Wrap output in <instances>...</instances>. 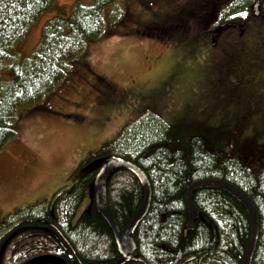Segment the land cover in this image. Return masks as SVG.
Wrapping results in <instances>:
<instances>
[{"label":"trees","instance_id":"obj_1","mask_svg":"<svg viewBox=\"0 0 264 264\" xmlns=\"http://www.w3.org/2000/svg\"><path fill=\"white\" fill-rule=\"evenodd\" d=\"M120 1H75L68 16L56 15L45 21L37 48L20 59L17 44L55 0H0V150L17 133L16 121L22 112L54 113L47 104L49 95L63 82L69 86L72 78L81 79V70L91 72L88 42L132 31L178 42L185 41V32L190 33L192 28L200 29L194 34L197 37L206 33L212 38L216 32L209 25L219 3L214 0H189L184 9L164 16L160 22L153 20L138 31L125 29L127 21L132 23L129 6L133 1ZM255 5L261 17L244 3L231 8L227 15H218V19L225 16L223 28L237 25L244 37L260 35L264 29L250 24L264 20V0H256ZM261 25L264 28V21ZM197 37L191 35V40L198 41ZM92 75L93 87L108 89L103 77ZM158 136L132 156L122 155L145 172L151 186L148 212L131 233L134 256L127 258L119 251L110 225L96 211L93 201L89 211L72 219L84 192L92 186L100 162L106 157H119L113 153L115 138L88 154L78 168L93 160L96 165L80 176H76L78 168L73 171L68 176L70 187L55 192L41 214L35 215L29 207L25 212L18 211L21 213L15 221L0 224V264H21L40 255H57L67 264H241L249 219L235 197L209 186L194 188L191 200L199 216L191 228L186 225L187 186L202 179L229 182L251 197L259 217L251 264H264V161L233 151L227 154L228 146L216 149L193 133L174 135V139L165 132ZM142 192L139 179L128 169L116 167L110 171L107 201L121 231L138 211ZM32 264L58 263L39 260Z\"/></svg>","mask_w":264,"mask_h":264},{"label":"rangeland","instance_id":"obj_2","mask_svg":"<svg viewBox=\"0 0 264 264\" xmlns=\"http://www.w3.org/2000/svg\"><path fill=\"white\" fill-rule=\"evenodd\" d=\"M75 1L86 2L55 0L17 44L21 58L16 59L29 57L45 21L68 16ZM132 1V23L127 21L125 29L138 31L184 9L189 0ZM214 1L219 3L217 22L209 21L216 31L212 38L206 33L197 37L200 29L192 28L183 42L134 31L88 42L91 72L81 70L83 79L72 78L69 86L63 82L49 95L47 104L54 113L22 112L17 133L0 150V224L15 221L18 211L29 207L41 214L55 192L70 187L68 176L88 154L115 138L113 153L119 157L132 156L165 132L172 139L197 134L216 149L228 146L227 154L233 151L264 161V31L244 37L237 25L223 28L225 16L218 19L244 3L256 15L262 14L254 6L256 0ZM261 24L250 25L263 30ZM92 73L103 77L108 89L93 87ZM95 165V160L87 162L76 176ZM92 201V190L87 188L73 221L91 209Z\"/></svg>","mask_w":264,"mask_h":264},{"label":"water","instance_id":"obj_3","mask_svg":"<svg viewBox=\"0 0 264 264\" xmlns=\"http://www.w3.org/2000/svg\"><path fill=\"white\" fill-rule=\"evenodd\" d=\"M221 27L222 26H220L219 28ZM116 167H123L131 171L139 179L143 191L140 207L123 231L119 229L116 220L110 210L106 194V182L108 176L110 174V171ZM204 186L217 188L232 195L243 206L249 219V237L242 256L241 264H251L259 235L258 212L256 207L252 203L251 197L244 194L241 190H239L231 183L217 179H202L189 184L184 196V203L187 209V227L191 228L194 218L199 216L198 209L192 203L191 192L196 187ZM91 190L93 194L95 209L110 225L119 251L127 258L134 256L135 244L131 237V233L148 212L151 201V186L145 172L132 160L126 159L124 157H106L99 164V168L92 181ZM55 239L58 240L56 235ZM39 260H53L58 264H67L63 258L57 255H40L28 259L21 264H32Z\"/></svg>","mask_w":264,"mask_h":264},{"label":"flooded vegetation","instance_id":"obj_4","mask_svg":"<svg viewBox=\"0 0 264 264\" xmlns=\"http://www.w3.org/2000/svg\"><path fill=\"white\" fill-rule=\"evenodd\" d=\"M210 4H211V2H210ZM212 17H213V19H214V23L217 22V19H216L217 15L215 14V15H213ZM45 207H46V206H45ZM198 264H199V262H198Z\"/></svg>","mask_w":264,"mask_h":264},{"label":"snow or ice","instance_id":"obj_5","mask_svg":"<svg viewBox=\"0 0 264 264\" xmlns=\"http://www.w3.org/2000/svg\"><path fill=\"white\" fill-rule=\"evenodd\" d=\"M241 15H244V13H241Z\"/></svg>","mask_w":264,"mask_h":264},{"label":"crops","instance_id":"obj_6","mask_svg":"<svg viewBox=\"0 0 264 264\" xmlns=\"http://www.w3.org/2000/svg\"><path fill=\"white\" fill-rule=\"evenodd\" d=\"M69 114H70V112H69Z\"/></svg>","mask_w":264,"mask_h":264}]
</instances>
